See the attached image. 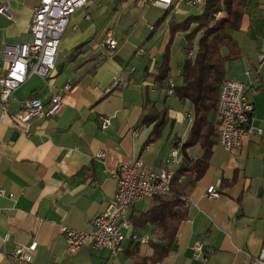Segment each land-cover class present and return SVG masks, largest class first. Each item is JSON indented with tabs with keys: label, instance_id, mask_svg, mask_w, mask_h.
I'll return each mask as SVG.
<instances>
[{
	"label": "crops",
	"instance_id": "0c3cea01",
	"mask_svg": "<svg viewBox=\"0 0 264 264\" xmlns=\"http://www.w3.org/2000/svg\"><path fill=\"white\" fill-rule=\"evenodd\" d=\"M5 3L10 17L0 13V76L7 67L4 45L32 41L30 23L38 0H0ZM183 6L165 18L168 10L140 0L126 5L87 0L69 18L54 68L46 77L29 75L11 94L4 117L0 106V186L12 194L0 197V264H136L141 259L146 261L139 264H148L154 245L166 244L156 222L144 218L158 197L131 203L130 228L117 254L90 243L68 254L61 227L92 229V219L116 190L114 171L121 163L139 158L146 170H177L166 161L176 146L180 166L201 157L200 142L185 145L191 138L192 103L167 93L169 80L181 83L182 61L193 55L182 47L174 62L169 54L171 40L180 33H172L170 23L192 8ZM138 13L142 22L134 24ZM225 16L221 6L216 18ZM106 32L117 49L104 45ZM232 36L240 56L225 64V79L246 84L252 123L264 128V60H259L264 54V0H250ZM166 51L168 86L161 88L155 75ZM116 76L123 86L111 89ZM65 84L70 88L63 92L59 113L18 119L27 99L40 98L46 109L50 94ZM162 109L166 120L155 136L153 124L143 116ZM100 115L110 117L105 129L99 126ZM209 121L216 124L214 111ZM211 139L207 168L188 193L189 204L182 206L186 216L167 255L155 264H205L202 257L207 264H250L264 258V134L244 139L233 151L217 142V133ZM211 185L217 195L208 197ZM142 236L147 240L141 241ZM197 241L203 244L202 257L194 255ZM18 247H29L28 260L13 256Z\"/></svg>",
	"mask_w": 264,
	"mask_h": 264
},
{
	"label": "built area",
	"instance_id": "2783aa9c",
	"mask_svg": "<svg viewBox=\"0 0 264 264\" xmlns=\"http://www.w3.org/2000/svg\"><path fill=\"white\" fill-rule=\"evenodd\" d=\"M146 5L159 7L163 10H170L174 0H140ZM205 0H176L177 4L188 7H200ZM87 0H38L31 17L30 30L32 41L28 43L5 44L2 55L7 61L5 73L0 76V106L1 117L7 111L9 98L29 75L35 74L46 77L54 68L57 50L62 33L64 32L70 16L78 9L83 8ZM0 13L10 17L8 5H0ZM151 29L152 26L148 25ZM103 43L108 49H117L118 43L109 32L104 34ZM137 52L141 53L138 49ZM259 60H264V54L259 55ZM248 75V71L245 72ZM123 81L116 76L111 87H122ZM175 86L169 80L167 93H173ZM70 88L69 84L53 92L49 96L48 107L45 109L40 98L27 99L18 119L27 121L31 117H42L47 114L59 113L63 105V92ZM246 84L235 79H226L220 85L216 104L214 106L215 122L217 125V142L228 151L239 149L244 139L264 134V128L255 126L252 123L253 105L246 95ZM108 89V90H111ZM99 126L105 129L110 124V117L99 116ZM138 131L135 130L134 134ZM97 157L103 158L104 152L97 153ZM178 168L182 156L180 149L172 147L169 157L166 159ZM116 179V190L108 201L104 211L92 219L90 231H80L63 226L61 231L65 237V252L73 254L83 245L90 243L98 249H107L112 254L123 250V243L126 238V231L130 228L127 213L131 203L153 197H164L172 195L171 186L174 183H182L185 173L171 169L146 170L142 161L138 158L133 162L121 163L114 171ZM3 195L12 196L0 186V197ZM206 195L213 197L217 195L214 185L207 187ZM184 205H188V196H180ZM132 239L136 235L130 234ZM146 241L147 237H140ZM34 246V245H32ZM29 247H18L13 251L17 259L28 260L26 250ZM195 257H202L203 244L197 241L194 246ZM205 264L206 258L202 257ZM250 264H264V258H255Z\"/></svg>",
	"mask_w": 264,
	"mask_h": 264
},
{
	"label": "trees",
	"instance_id": "16d2710c",
	"mask_svg": "<svg viewBox=\"0 0 264 264\" xmlns=\"http://www.w3.org/2000/svg\"><path fill=\"white\" fill-rule=\"evenodd\" d=\"M249 4L250 0H205L197 7L196 12L188 11L181 20L170 23L172 33H184L187 51L193 50L192 41L196 39V52L182 61L179 73L181 83L173 87V95L192 103L194 120L191 138L185 145L200 142L203 153L191 164L184 162L178 168V172L185 173L183 182L172 184V195L158 197V203L144 215L145 219L156 222L161 237L166 241L165 245H154V254L148 259V264H155L167 255L178 225L186 216L180 196H188L195 182L207 168L213 142L211 137L217 133V125L209 121V115L214 111L220 85L226 80L225 64L240 56V49L232 32L239 28ZM221 6H224L226 16L216 18ZM168 78L169 54L166 51L155 79L161 88H165L168 86ZM143 117L145 122L153 124L152 133L158 136L166 120L165 110L153 111ZM142 261L146 259H141L136 264Z\"/></svg>",
	"mask_w": 264,
	"mask_h": 264
},
{
	"label": "rangeland",
	"instance_id": "374dc122",
	"mask_svg": "<svg viewBox=\"0 0 264 264\" xmlns=\"http://www.w3.org/2000/svg\"><path fill=\"white\" fill-rule=\"evenodd\" d=\"M108 2H110L111 0H106ZM131 0H120L121 5H126L127 3H129ZM184 8L183 5L177 4L176 0H174L173 6L171 10H168V12L165 15V18L170 17V15L174 12H176L178 9H182ZM189 10V13H194L196 12L197 8L196 7H192V8H187ZM159 11V10H158ZM161 12H163V10H161ZM136 19L134 20V24H140L142 21L140 19V13H138V15H136L135 17ZM146 35H148V31L146 30ZM193 52H196V39H193ZM186 38L184 33L180 32L179 34H176L173 39L171 40V44L169 46V54H170V58L172 59V61L176 62L179 59L180 56V50L182 47L186 46Z\"/></svg>",
	"mask_w": 264,
	"mask_h": 264
}]
</instances>
